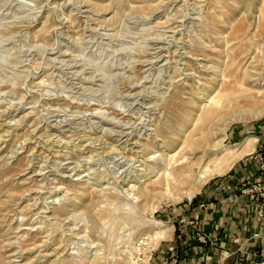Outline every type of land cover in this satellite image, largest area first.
I'll list each match as a JSON object with an SVG mask.
<instances>
[{
	"label": "rangeland",
	"instance_id": "1",
	"mask_svg": "<svg viewBox=\"0 0 264 264\" xmlns=\"http://www.w3.org/2000/svg\"><path fill=\"white\" fill-rule=\"evenodd\" d=\"M262 139L264 0H0V264H171L180 210Z\"/></svg>",
	"mask_w": 264,
	"mask_h": 264
},
{
	"label": "crops",
	"instance_id": "2",
	"mask_svg": "<svg viewBox=\"0 0 264 264\" xmlns=\"http://www.w3.org/2000/svg\"><path fill=\"white\" fill-rule=\"evenodd\" d=\"M258 171L246 162L208 184L180 210L168 249L172 264H249L264 259V217L259 219L239 192L243 181ZM203 235L205 241L199 239Z\"/></svg>",
	"mask_w": 264,
	"mask_h": 264
},
{
	"label": "bare ground",
	"instance_id": "3",
	"mask_svg": "<svg viewBox=\"0 0 264 264\" xmlns=\"http://www.w3.org/2000/svg\"><path fill=\"white\" fill-rule=\"evenodd\" d=\"M241 82V81H240ZM239 82V83H240ZM240 85V84H239ZM261 85V84H260ZM224 92V90L222 91ZM226 92V91H225ZM221 94V93H220ZM224 94V93H222ZM228 95V94H227ZM218 96V95H217ZM222 96V95H221ZM225 99L227 96H224ZM256 97V96H255ZM214 98V97H213ZM212 98V99H213ZM215 100V99H214ZM259 100V99H258ZM216 102V101H215ZM217 104H219L218 102H216ZM240 104V103H239ZM220 106V105H218ZM217 106V107H218ZM219 112V110L217 108H213L212 110H208L204 112V118L206 119H210L213 117V115H217ZM254 114H258V112H255ZM218 116V115H217ZM215 120V119H214ZM209 126V125H208ZM207 136V135H206ZM206 138V137H205ZM189 140V139H188ZM256 138L255 137H251L246 139V141L240 145L238 148H232V149H225V153L223 155V157H218L214 160H209L206 164H204V159L206 156L213 154V149L210 150V152H208L207 150H205L203 152V156H199L196 157L192 162L188 163L187 165H185L186 171L190 174L192 172H195V170L201 165V163L203 162L204 166L203 169L200 171H198V175L196 177L197 182H200L202 180H205L208 176L213 175V174H220L223 171H225L226 169H228L230 167V165L234 162L235 159H237L238 157L249 153L250 150L253 149L254 147V142H256ZM187 141V140H186ZM184 144V143H183ZM187 144V143H186ZM209 144V143H208ZM191 146V145H190ZM197 147V146H196ZM215 147V146H214ZM208 148V147H207ZM216 148V147H215ZM192 150V149H191ZM190 150V151H191ZM197 150V148H196ZM203 151V150H202ZM215 151V150H214ZM176 154V153H174ZM173 154V156H174ZM181 158V157H180ZM184 158V157H183ZM186 158V157H185ZM193 159V158H192ZM185 159H182L180 161H184ZM177 162V161H176ZM187 163V162H186ZM197 172V171H196ZM164 173V172H163ZM167 175H165L166 177L164 178V185L166 187L167 190H169V176L170 173H166ZM164 175V174H163ZM162 175V176H163ZM157 179V178H155ZM207 180V179H206ZM154 181V180H153ZM162 183V182H161ZM155 184V183H154ZM190 195V194H189ZM188 195V196H189ZM153 223L157 226V230L153 231V236L151 235L150 238H155L156 241L159 239H164L167 235V230L168 228L162 223V221L160 220H153Z\"/></svg>",
	"mask_w": 264,
	"mask_h": 264
},
{
	"label": "built area",
	"instance_id": "4",
	"mask_svg": "<svg viewBox=\"0 0 264 264\" xmlns=\"http://www.w3.org/2000/svg\"><path fill=\"white\" fill-rule=\"evenodd\" d=\"M258 163L260 164L258 166V174L245 179L239 188V192L252 204L260 219L264 217V163ZM206 238L205 235L199 237V239L203 241H205Z\"/></svg>",
	"mask_w": 264,
	"mask_h": 264
}]
</instances>
